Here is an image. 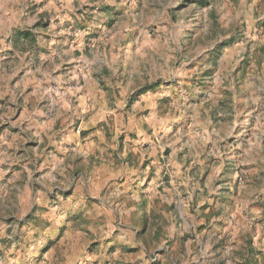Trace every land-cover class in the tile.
<instances>
[{
	"label": "rangeland",
	"instance_id": "1",
	"mask_svg": "<svg viewBox=\"0 0 264 264\" xmlns=\"http://www.w3.org/2000/svg\"><path fill=\"white\" fill-rule=\"evenodd\" d=\"M0 2V264H264V0Z\"/></svg>",
	"mask_w": 264,
	"mask_h": 264
},
{
	"label": "crops",
	"instance_id": "2",
	"mask_svg": "<svg viewBox=\"0 0 264 264\" xmlns=\"http://www.w3.org/2000/svg\"><path fill=\"white\" fill-rule=\"evenodd\" d=\"M10 1L11 0H9V2ZM158 98L159 97H157V99ZM77 110H79V109H77ZM66 114H68V117L66 119V123H67V128H68L69 131H68V134H67V136L65 138V139H67L65 144L67 146H69L68 144H72V143L78 144L77 146H80L79 150L81 151V153L83 154V156L85 157V159H87V160L90 159L91 160L93 158V155L95 154L94 151L97 150V148H99V143H97L94 140L93 134L92 135H88V136H85L84 135V136L81 137V134H80L81 131L80 130H77V132H76L75 128L70 129L74 125L73 118H75V114L76 113L75 114H72V113L69 114V111H66ZM83 124L84 123H82L81 125H83ZM91 127H92L91 125H89L88 128H86L85 126H82V129L85 130V129H89ZM77 140H80V142L77 143ZM90 155H92V157ZM57 160H59V159L57 158ZM149 162H151L153 165L155 164L157 166L159 164H161V162H158L155 158L153 160L151 159V161H149ZM93 163L95 164V167H96V164L97 163L100 164L99 166H97V168L100 169V173H101V170L104 171V172H102L103 175H102V178H101V182H103V183H108L109 181L114 180L115 178H117V176L119 175V174L118 175L115 174V172L113 170H111L110 164L107 165L105 162L103 163V162H96V161H93ZM160 167H161V165H160ZM98 177H100V174H99ZM177 191H178L179 196H178V199L175 200V202L178 201L177 203L179 205L181 203V186H179L177 188ZM147 193L149 194V192H147ZM175 193H176V191H175ZM143 201L145 203L149 204V205H150V202H153L154 203V200H151L150 196H149V198H147V200H143ZM144 202H139L138 201L137 202V205L139 207H141V206H143L145 204ZM232 225H233V221L231 220L229 222V226H232ZM59 264H79V258L78 257H75L72 260L69 258V259H67V262L66 263H59Z\"/></svg>",
	"mask_w": 264,
	"mask_h": 264
}]
</instances>
